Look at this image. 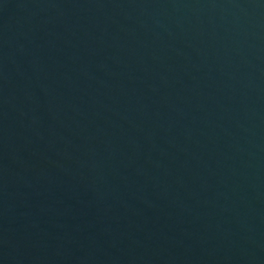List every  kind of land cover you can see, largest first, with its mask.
Instances as JSON below:
<instances>
[{"label": "water", "instance_id": "water-1", "mask_svg": "<svg viewBox=\"0 0 264 264\" xmlns=\"http://www.w3.org/2000/svg\"><path fill=\"white\" fill-rule=\"evenodd\" d=\"M0 264H264V0H0Z\"/></svg>", "mask_w": 264, "mask_h": 264}]
</instances>
